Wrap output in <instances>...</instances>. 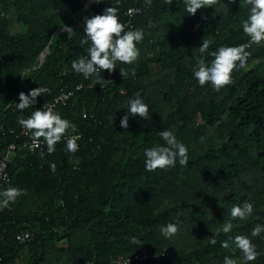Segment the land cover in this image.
Here are the masks:
<instances>
[{
	"label": "trees",
	"instance_id": "16d2710c",
	"mask_svg": "<svg viewBox=\"0 0 264 264\" xmlns=\"http://www.w3.org/2000/svg\"><path fill=\"white\" fill-rule=\"evenodd\" d=\"M87 1L0 0V160L15 146L0 191L13 186L27 192L0 207V264H115L119 257L136 258L142 248L151 259L129 264H223L225 256L243 264L233 242L237 235L249 237L259 253L248 264H264V232L251 236L256 225H264V45L252 49L247 69L234 72V83L220 92L199 86L193 73L198 59L210 63L208 53L247 39L240 7L221 0L199 9L179 37L171 25L180 28L184 1L152 0L149 7L144 0H120L121 22L143 28L145 37L134 65L118 62L114 72L101 73L111 81L101 89L71 64L87 56L89 45L81 43L85 18L115 5L94 2L81 18ZM138 6L142 14L126 13ZM149 19L156 27H148ZM13 23L21 29L13 31ZM73 24L71 33L55 31ZM204 39L211 42L205 54L182 41L202 46ZM49 40V54L32 69ZM120 68H134L135 76L123 78ZM40 86L50 91L24 110L25 118L48 107L60 91L76 89L65 105L53 108L77 126L75 155L63 141L51 155L46 144L43 154L22 145L32 134L21 133L15 104L20 92ZM136 93L149 105L151 119L130 116L125 130L120 118ZM163 130L188 147V165L146 172L144 151L165 144L158 134ZM245 201L253 204V214L233 220L231 208ZM227 222L233 229L225 234ZM168 223L179 226L170 239L160 232ZM24 231L29 238L18 240L16 234ZM225 240L229 249L221 247Z\"/></svg>",
	"mask_w": 264,
	"mask_h": 264
},
{
	"label": "clouds",
	"instance_id": "9594fccd",
	"mask_svg": "<svg viewBox=\"0 0 264 264\" xmlns=\"http://www.w3.org/2000/svg\"><path fill=\"white\" fill-rule=\"evenodd\" d=\"M167 4L171 5L173 0H163ZM184 1L185 14L181 20L179 27H173L171 25L174 36L182 37L183 33L187 30L188 24L193 20L191 16H196L199 9L202 8H214V6L221 3V0H181ZM224 1V0H222ZM94 2L100 3L101 0H88L86 4L80 10L79 16L83 18L85 12L90 5ZM115 6L107 7L103 14H97L90 18H85L84 24V38L81 40L82 44L89 45L85 51L87 56H80L78 59L73 60L71 67L74 72L81 74L85 79H92L94 85H100L101 89L106 83L111 81L110 78L105 80L101 73L107 71L108 73L114 72L117 67V63L124 65H134L140 58V49L138 44L142 43L145 37V30L143 28H131L126 25L127 22L122 23L119 17L120 0H112ZM233 4L240 7L241 12L239 16L244 15L241 20V27L244 35L247 39L235 46H222L218 50L208 53L210 47V41L204 39L202 46H198L189 43L187 40H182L185 45L196 47L201 54L208 53L213 59L210 63L206 62L203 58L198 59L196 66L193 69L194 78L198 82L199 86L204 87L210 85L216 92H220L222 89L234 83L233 74L240 69H247L248 59L251 56L253 48L260 45H264V0H230ZM144 3L151 7L152 0H144ZM138 8H128L127 14H142ZM239 24V22L237 23ZM18 31L19 27L16 23ZM75 26H62L55 31H67L73 32L72 28ZM148 27L153 28L156 25L151 19L148 21ZM198 27V26H197ZM186 29V30H185ZM181 32L178 34V32ZM166 41L170 42L167 35L162 34ZM50 40L37 57V64L32 66V69L39 67L44 62L46 56L50 51ZM259 61L253 60V65ZM159 69V66H155ZM120 75L123 78L129 75L135 76V69L131 72L126 71L124 68L119 69ZM24 72H22L23 74ZM78 85L76 89H80ZM74 88V90H76ZM74 90L60 91L52 102L48 103V107H43L42 110L37 109L32 111L30 116L25 118L22 113L24 110L32 108L37 103V97L44 96L49 93V89L46 87H38L29 91L28 94L24 92L19 93V104H15V108L19 110L21 115L18 117V123L22 129L32 134V140L35 144L39 145L42 141L43 154L44 146L46 144L47 153L49 155L55 153L56 145L60 142H64L66 151L75 155L79 151V144L77 141L80 139L77 126L66 118H62L59 112L53 110L58 103L65 105L67 100L73 96ZM54 107H51V103H54ZM125 114L120 118V127L127 130L129 127V117H140L144 120H150L149 105L144 102L141 95L136 93L134 98L129 99L126 104ZM86 113H82L85 117ZM28 133V134H29ZM159 136L165 142L162 146H154L146 148L144 151V166L146 172H155L158 169L164 170L170 167H175L177 162L181 166H187L189 162V149L180 142L175 133L171 130L160 131ZM217 142V141H216ZM214 142V143H216ZM35 151V150H34ZM55 164L50 165V169L55 171ZM27 195L25 189L9 186L0 191V207H7L9 204L14 203L18 198ZM254 207L251 202L245 201L242 205H234L231 208L230 216L233 220L244 221L253 214ZM233 229L231 222L224 223L222 226V232L227 234ZM30 236V232L27 231ZM161 234L167 238L175 237L179 232V226L174 223H168L160 228ZM264 232V225H256L251 232L252 237H257ZM29 238V237H28ZM132 242L138 244L139 241L135 237L132 238ZM233 242L236 248L243 254V264L257 259L259 253L256 250V246L252 243L251 239L245 235H237L233 238ZM209 243L215 245L217 239L212 237ZM221 247L224 249L230 248L228 240L221 241ZM146 253L145 257L142 254ZM136 257H119L114 260L115 264H129L131 260H137L136 263L151 259L152 254L149 250L142 248ZM127 260H129L127 262ZM125 261V263H123ZM88 264H92V261H84ZM80 263V262H75ZM72 263V264H75ZM60 264V263H59ZM71 264V263H70ZM223 264H238V261L232 257L225 256Z\"/></svg>",
	"mask_w": 264,
	"mask_h": 264
},
{
	"label": "built area",
	"instance_id": "2783aa9c",
	"mask_svg": "<svg viewBox=\"0 0 264 264\" xmlns=\"http://www.w3.org/2000/svg\"><path fill=\"white\" fill-rule=\"evenodd\" d=\"M56 102V99L54 100V103H51V107H54ZM24 136H26L29 132H26L25 130L22 129V132ZM22 145H25V147L29 150H39L42 151V141H40L39 145L35 144L32 140V138L30 140H27L25 142H23ZM15 149V146L13 144L9 145L5 154L2 157V160H0V183L1 181H5L7 180V162L10 161V157L13 155V151ZM29 237V233L27 231H24L23 233H18L16 234V238L20 241H23L25 239H27ZM146 253L142 254V257H145ZM137 258V257H136ZM129 260H127L128 262ZM123 263H125V261H123ZM75 264H88L87 262H80V263H75Z\"/></svg>",
	"mask_w": 264,
	"mask_h": 264
},
{
	"label": "rangeland",
	"instance_id": "374dc122",
	"mask_svg": "<svg viewBox=\"0 0 264 264\" xmlns=\"http://www.w3.org/2000/svg\"><path fill=\"white\" fill-rule=\"evenodd\" d=\"M18 27H19V29H21V26H18ZM12 29H13V31L16 30L17 29L16 25H13Z\"/></svg>",
	"mask_w": 264,
	"mask_h": 264
}]
</instances>
